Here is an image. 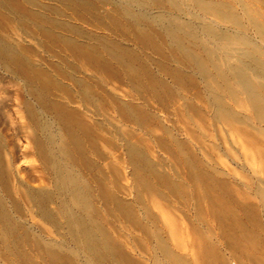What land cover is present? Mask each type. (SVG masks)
Masks as SVG:
<instances>
[{
	"label": "bare ground",
	"instance_id": "6f19581e",
	"mask_svg": "<svg viewBox=\"0 0 264 264\" xmlns=\"http://www.w3.org/2000/svg\"><path fill=\"white\" fill-rule=\"evenodd\" d=\"M49 1L0 0V261L264 264V0Z\"/></svg>",
	"mask_w": 264,
	"mask_h": 264
},
{
	"label": "rangeland",
	"instance_id": "374dc122",
	"mask_svg": "<svg viewBox=\"0 0 264 264\" xmlns=\"http://www.w3.org/2000/svg\"><path fill=\"white\" fill-rule=\"evenodd\" d=\"M45 1L50 2L49 0H45ZM111 9L112 7L110 6V4H107L101 7L100 11L105 12V11H110ZM88 28L94 31H99V32L102 31L99 28H94V27L92 28L88 27ZM102 32L106 33L105 31ZM14 36L13 38L16 41L18 42L20 41V43L22 44H30L31 46H33V52L31 53L30 56L33 60H35V62L39 63L40 65H43L49 60H53L51 59L52 57H50L48 53L43 50L42 47L37 46L33 40H30L28 37H25L24 35L23 37L22 35L20 36L16 35L15 37ZM124 43L129 44L132 47L135 46L129 40H124ZM81 74L88 75V72L83 71L81 72ZM22 97L29 98L26 91H24V88L22 86V81L13 77L12 75L7 73L6 71H3V69L0 68V128H2L3 130L2 134L5 135L4 138L8 143L7 151L9 153L11 151V153L14 154V156L17 158V163L21 162L20 163V165L22 164L21 166L24 165L28 166L27 171L25 169L26 172L24 170L21 172L22 175L21 179H23L22 181H24L26 180L25 178H27V180L29 178L31 179L36 178L40 172L39 170H35L31 168L29 169L30 161H32L30 162V164L33 163H35V165L37 164L36 161L34 162V158L33 156H31V154L27 156L26 155L23 156L25 154L24 151H27L25 148V146L27 145L25 130H28L29 128L26 125L25 122L26 120L24 117V113L21 110V105L18 103V98L21 99ZM27 172H29L30 175L27 174ZM28 183H30V186L32 185L33 187L38 186L39 184L36 179L30 180L28 181ZM22 207L23 209L26 210V206L23 205ZM24 213L26 216V217L24 216L25 223L28 225L32 224L31 226L36 228L37 225L36 226L33 225L34 223H32V219L29 217L28 211H24ZM14 216H16L15 213ZM0 264L3 263L0 261Z\"/></svg>",
	"mask_w": 264,
	"mask_h": 264
}]
</instances>
